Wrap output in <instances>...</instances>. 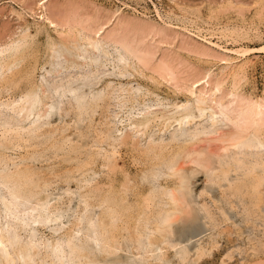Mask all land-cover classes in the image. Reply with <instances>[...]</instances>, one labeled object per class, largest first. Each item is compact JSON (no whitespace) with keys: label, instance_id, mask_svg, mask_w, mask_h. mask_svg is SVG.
Wrapping results in <instances>:
<instances>
[{"label":"rangeland","instance_id":"1","mask_svg":"<svg viewBox=\"0 0 264 264\" xmlns=\"http://www.w3.org/2000/svg\"><path fill=\"white\" fill-rule=\"evenodd\" d=\"M45 15H47L49 19L56 24V26L51 25L48 22V20L45 18L47 17ZM19 16L21 17V19ZM80 27L83 28V30ZM70 28L71 29L73 28V29L71 30ZM76 30H78L79 32ZM96 30L97 31L100 30L99 31L100 33L97 34L98 36L95 34L97 32ZM8 31H9V34H8ZM5 32H6L7 37H5ZM10 33L12 34L10 35ZM82 33L84 36L82 35ZM1 35H3L4 37ZM101 35H103L104 37ZM85 36L86 37L88 36L91 38L98 37L100 40L109 42L108 49L111 52V55H109L108 61H105V58H104L105 55L103 53L98 52L93 55L94 61L92 62L88 61L87 63H84V69H85L84 71L78 69L79 71L76 70L75 72H72L66 76L65 75L58 76L57 74H54L53 78H47V82L56 99L55 109L51 117L49 118L50 119L49 122L46 120V118H44L43 122L47 121V123L44 124V127H42L40 131H38L35 128L37 127V124L35 123V121H33V119L29 121L21 122L19 124L20 125L19 127L21 128L20 130L23 132L22 139H13L12 144L9 145L6 149H3L2 152H0V156L2 155L0 157V160H1L0 161V172L11 173L12 171L14 172L15 169L18 168L19 172L23 171L27 175L29 173H32L31 179L25 180L28 182V183L26 182V184L31 186L32 189L36 188L34 190L37 191L38 193L40 192L39 195L43 197L46 196L47 198H49L48 200H50L49 204H51L52 210L56 212L59 209V211L56 213H58L62 217L61 221H52L53 223L47 222L48 224L46 222L40 221L41 224L39 222H38L39 225L34 223V226L30 225V227L28 226L29 228L27 227V229L25 225H23L25 228L19 226L20 228H18V230L20 232L21 237L24 239L25 238L27 239L32 233L35 235L37 234L36 236H34L33 234L31 236H34L38 240L42 236V239L40 238L41 241H46V242L48 241L47 244L50 243L54 237L56 239L63 237L65 238V240H67L68 238H71V240L74 242L72 243L76 245V247H78V250H80L78 252L81 253L83 251V254H85L86 256L89 257V259H91V264H95V263L96 264L97 263L98 264H102V263L103 264H135V263L136 264H165V263L166 264H193V263L194 264H264V184H263L264 183V155H263L264 154V146H263L264 145L263 144L264 143V125L262 124L263 121L260 119V117L262 116L264 117V115L261 114V113H264V107H263L264 106V0H47V1L46 0L45 1L44 0H0V44H7L8 42L10 43L13 40H18L20 42H23V41L29 42L27 49L23 53V59L22 60L20 59L21 61L17 65V67H19L18 70L20 69L27 70L28 73L30 74V78L34 82L40 78L42 74L41 73L42 67L46 69L50 68L49 63H47L46 61H48L49 55L51 54L50 53L51 45L52 46L55 45V46H58L64 49L68 58L77 63H81L84 61L82 57H77V54L83 53L88 56L91 55V53L89 52L87 53V51H85V46H84L86 45L85 43L86 40H84ZM116 37L126 38V42L131 43L130 44L131 48L132 47L134 48L136 45L135 47L136 50H146L147 52L151 54V57L154 55L153 56L154 60L152 58H149L150 61L153 60L152 63L150 61H147L148 58L145 60L147 61V63L145 61L144 63L135 62L134 64H131V65H127L123 63L122 65L124 66V68L123 66H120V67L118 65L115 66V64L117 63L114 64L113 61H114V57L116 56L115 54H117V50L115 49L116 46L114 45V43L110 41L111 40L113 41V39ZM217 45H219L222 48H220ZM223 48H227V49L236 48L239 50V52H236L238 54H236L235 52L228 54L224 51ZM240 52H243L245 55L239 56ZM99 58L100 59L102 58L101 60L103 62ZM225 59L227 62L225 61ZM161 62L163 63L165 62L166 65L163 67ZM104 63L106 64V68H107V69L105 68V71L103 69ZM153 63L154 65H156V63L161 64L160 66H158L161 70H158L157 65L154 66ZM143 66L145 68L147 67L148 69L147 68L145 69ZM150 66H152L154 69L152 67L150 68ZM93 67L95 68L93 69ZM166 67L168 70H170L171 68V70L169 71L170 74L172 72L171 77L168 71L165 70ZM100 69L103 72L100 71ZM18 70L13 71V73ZM88 70H89V73L91 72L92 74L91 73L89 74L87 72ZM108 70L109 71L111 70L112 72L114 71L113 75L110 74L112 72L111 71L109 72ZM120 70H122L123 72ZM153 70H156V71L158 70L159 75L156 73V71H155L156 74L153 73L154 72ZM97 72L99 74H97ZM128 72H130V75ZM79 73H81V75ZM160 73H163V75L164 73H166L167 76L166 75L163 76ZM121 74L122 75L124 74L125 77L122 76ZM107 75L109 76L107 77ZM172 77L174 78L173 80H172ZM164 78H165V81H163ZM167 78L171 79V81L167 82L166 81L168 80ZM198 80L200 81V83L196 85ZM194 81H196L195 85H194ZM206 81L207 83L205 84L204 82ZM132 82H136V83H132ZM117 84H119V86ZM179 84L180 85L182 84L181 87ZM220 85H221V88H220ZM129 86L131 87V89ZM175 86H177L178 88L177 87L175 88ZM216 86H219V90L221 89L220 93H219V90H214L216 89ZM8 87L9 85L0 92V103L12 101V103L14 104L13 100L19 98V96L22 94L20 92L21 90L20 88H18V86L16 87L10 86L11 88H8ZM182 87H183V91H182ZM196 87L198 88V90ZM35 88H37V86H35ZM200 89L201 91H203V93L200 92ZM114 90L116 93L114 92ZM191 90H195V93L197 92L198 93L196 95H191ZM213 91L214 92L218 91V92H216L215 94ZM236 91L238 92L236 93ZM182 93H185V94H182ZM204 93L206 95H204ZM232 93H235V94H232ZM207 94H209L210 96L209 95L208 96L211 97L213 100L210 99L207 96ZM198 95L199 96L203 95L202 97L207 98L212 103H214L217 99V102L221 103L222 105V101H223L224 105H222L221 107L224 110V115L227 112L228 113L225 117L224 116L219 117L216 119L217 121L216 120L215 121L218 122L222 120V122L221 121L218 122V124L220 125L226 124L227 122L226 120H228V122L225 128H222L221 129L222 131H219V134H216L213 132V129H214L213 126L210 127L213 122L211 121L209 117H204V118L202 117L203 119L196 118L190 123H187V121H185L182 123V125L173 124L170 128L164 127L163 126L164 124L162 122L157 121L155 122V124H153L154 128L150 130L145 136H137L135 134L133 135L132 133H130L129 122H128L129 118L136 116L137 115L136 113L141 111L142 106L144 107L142 110H144L148 106H154V105L156 106V105H161V104L164 107L174 109L175 104L189 102V105L188 104L186 105L189 108L184 106L181 109H179V111L181 112V114L186 113L189 115L191 114V115L197 116L198 108H197V105L195 106V104L199 98ZM118 97L123 98V99L122 100L118 99ZM150 98L152 99V101ZM195 98H197L196 101H195ZM147 100L148 102L146 105L145 103ZM248 100L250 102H253L252 103L253 105L251 104V107H250V103L246 105L249 102ZM58 101H62L60 105L58 104ZM190 102H191V106H190ZM244 102L246 103L245 105H244ZM259 103H261L260 104L262 105L261 107L258 105ZM139 104L140 105L142 104V106H140ZM168 105L170 106L168 107ZM230 105L232 106L235 105L234 106L235 108L231 107ZM240 105H242V107ZM247 106L252 110L250 111V109ZM253 106L255 108L254 113H252ZM185 107L188 108V110ZM240 107L241 109H243L244 107L245 108L247 107L246 108L247 111L243 109L242 113L239 112L241 111ZM258 107L260 110L261 109L263 110L261 111L258 110ZM183 108L186 109L187 111L186 110L184 111ZM256 108H257V111H256ZM232 109H233V112H232ZM234 109L235 111L236 109H238L237 112H234ZM6 110L7 109L5 110L0 109V115H1L0 124H2L7 119L8 120H11L12 118L17 119L16 115H14L9 110L7 111ZM226 110L228 111L226 112ZM1 111L2 112L5 111V112L2 113ZM7 114H9L10 116L11 115H14V116L10 117ZM247 115H249L248 117H250V119L249 118L247 119ZM232 116H234V118ZM244 117L246 119H243ZM234 119L236 120V123ZM223 120H225V122ZM31 122L33 126H31L32 125ZM243 122L245 124L250 123V124H247L248 125L247 132L246 130L244 131L247 125H245L244 127ZM260 123H261V126H260ZM25 124L27 125L24 126ZM195 124L197 125L195 126ZM200 124L202 128L200 127ZM192 125L195 127H193ZM230 125H232V127L234 125L236 129L234 127L232 128ZM24 127L26 128L24 129ZM28 127L29 129H27ZM173 127L177 131L174 130ZM191 127L192 129L188 130ZM238 127L240 129H238ZM208 129H210V131ZM28 130L29 131L32 130L33 133L28 132ZM162 130H164L165 132H163ZM186 130L187 132H184ZM251 130L255 134H253ZM198 131H200V133H198ZM201 131L202 132L205 131L204 132L205 135L202 134ZM233 131H236V132L232 134ZM259 131L261 133H258ZM242 132L244 133V135ZM156 133H158V135ZM182 133H183V136L181 135ZM238 133L240 134L242 133V135L240 136V134ZM251 133L253 134L254 139L256 135L259 137H256V139L254 140ZM30 134H34V136ZM246 134L248 136H246ZM169 135L171 136V138L169 137ZM196 135L198 137H196ZM203 135L205 136L204 138H203ZM43 136L45 138H43ZM173 136H175L174 139L176 137L178 138L174 140L172 138ZM227 136H229L228 139H227ZM35 137H37V139L39 137V139L35 140L36 139ZM135 137L136 138L138 137L139 140L135 139ZM150 137L152 138V140ZM220 137H221V141H220ZM233 137H237V138L232 139ZM238 137L239 138L242 137L241 140L238 139ZM248 137L249 138L251 137V138L248 139ZM28 138L29 140H26ZM199 138H202V139H199ZM46 139L48 141H46ZM162 139L163 141H160ZM181 139L182 141L184 140L183 143L181 142ZM177 140L179 141V143L176 142ZM222 140H225V141L228 140L227 141L228 143L226 144V142ZM235 140L237 141L243 140L244 142L241 143L242 144L241 146V144L238 145L240 141L236 143ZM39 141L40 142L42 141V142L40 143ZM146 141H148L147 142L148 145ZM205 141L208 144H206ZM213 141L214 142L217 141L220 144L219 143L214 144ZM229 141L233 142L232 145ZM163 142H166V143L164 144ZM204 142H205V145L203 144ZM221 142H223V144H221ZM62 143H64V145ZM190 143L191 145H188ZM157 144H158V147H157ZM233 144L235 145L237 144V146ZM245 144H247L248 146ZM253 144L256 147L252 146ZM221 146H222V149L219 148ZM244 146H246V148ZM260 146H263V147L261 148ZM198 147L199 148L204 147L206 149L203 148V151L200 152V150L202 149H198ZM213 147H215V150L213 149ZM115 148H117L118 150ZM42 149H45L43 150L44 152L43 151L39 152ZM61 149H62V153L60 152ZM29 151L30 153H28ZM246 151L247 152L249 151L248 152L249 154H247ZM32 152H35L33 153V155L36 154V152H38L36 156L34 155V158L32 157L33 155L31 156ZM63 152H66V153H63ZM146 152L148 153L146 154ZM41 153L44 155H40ZM70 153L72 156L70 155ZM199 154L201 155L199 156ZM177 155L178 157H176ZM38 156L39 157L41 156L42 158L41 157L39 158ZM63 156L64 158L65 156H67L66 158L69 160V164L67 163L68 160L66 158L65 159L62 158ZM147 156H148V159H147ZM208 156H211V157H208ZM68 157L70 159L72 158L73 162ZM114 157L117 158L115 161H114L115 159ZM207 157L210 161L207 160ZM212 157H215L214 160ZM258 157L259 159H257ZM155 158L157 159L155 160ZM240 158H243V159H240ZM32 159L35 160V161L33 160L34 161L33 163L31 162ZM63 159H64V164H61V162L63 163ZM191 160H194L193 164ZM206 160L208 161L209 165L207 164ZM211 160L213 162H211ZM220 160L223 162H221ZM132 161L134 163H132ZM202 161H205V163H203ZM256 161H259V162H256ZM224 162L226 163L223 164ZM243 163L246 164V166ZM4 164H6V166ZM226 164L227 166H224ZM255 164L256 166H254ZM7 165L9 166V168ZM173 166L177 167L175 170L176 172H174L171 169V167ZM26 167L28 170L26 169ZM247 167L249 169H247ZM207 168L210 169V171H208ZM213 168L216 169L214 170V172H213ZM222 168L223 169L225 168V169L223 170ZM72 169L75 171H72ZM63 170H66V172ZM149 170H152L153 174H152V171L150 172ZM205 170L207 171L205 172ZM229 171H231L232 174L229 173ZM211 172L213 173L211 174ZM242 172L243 174H241ZM176 173H178L179 176ZM234 173L235 175H233ZM246 173H248L249 175ZM148 176L149 178L147 179ZM209 176H211V179ZM234 177H238V178L235 179ZM33 178H35V180ZM247 178L251 179L252 182L248 180ZM31 180H33L35 183L33 184V181L31 182ZM213 181H215L214 182L215 184L213 183ZM227 181H228V184H227ZM237 182H240V184H238ZM30 183H32L33 186L30 185ZM242 183L246 185L243 186ZM257 184H259L258 185L259 187H256ZM176 185H179V187ZM186 185H188V188ZM66 186H67V189L65 190ZM150 186H152V189H150L151 188ZM168 186L169 188H167ZM232 186L233 187L235 186L237 189L233 188ZM74 187H75L76 192H73ZM201 187L204 189V191ZM125 188L127 189V191ZM164 188L165 189L167 188V189L164 190ZM42 189L44 190V192ZM186 189H189V190H186ZM239 189H241L242 191ZM153 190L155 191L152 192ZM162 190L164 191V193L162 192ZM167 190L176 192V197L179 202L176 208L173 203L169 202L170 201L169 199H166V202L164 201L165 198H168L167 197L168 195H166ZM58 191L61 193H59ZM105 191L107 192L106 198L114 199L113 201L110 200V202L107 204L103 202L102 200V197L106 196ZM157 191H159V194ZM186 191L187 192L191 191L189 192V196ZM228 191H230L231 194ZM63 192H64V196H63ZM160 192H162V194ZM251 192L253 193L250 194ZM2 193L5 194V188L0 183V194L3 197ZM75 193L78 194L79 196L76 195ZM86 193L88 194V196ZM84 194L86 196H84ZM197 194H200L201 196ZM69 195L71 196L73 195V196L71 197ZM74 195H76L77 198L76 196L74 197ZM1 196H0V200H1ZM157 196H158V199H157ZM187 196L189 199L187 198ZM233 196H236L237 198ZM80 197L82 198V200L79 199ZM184 197H186L187 199L186 198L184 199ZM116 198H118L119 200ZM69 200H72L70 201L71 203L69 202ZM128 200H130L131 202ZM125 201L127 202V204ZM117 202L119 205L117 204ZM63 203L66 206H64ZM101 203H102V206L99 205ZM188 203H191L192 205ZM110 204H111V208L108 206ZM129 204H131L134 209ZM160 204L164 205V209L166 208L169 211L174 210V208H175V211L179 210L177 220L172 222L171 225H168L166 227H159L158 225L159 223L158 220L159 221L161 220V215H158V213L161 212ZM199 205H201V208ZM82 206H84V208ZM87 206L88 207L90 206V207L88 208ZM91 206L92 208L95 206L96 209L93 208L94 210H92ZM98 206H100L101 208ZM128 206L131 207L129 208V210H128ZM192 206L194 207L192 208ZM205 206L207 207V209H210V210L205 209L204 208ZM0 207L1 209H3V206L1 204H0ZM57 207L58 209H56ZM66 208H69V209H66ZM82 208L84 211L88 210L87 211L88 213L86 211L85 213L82 210ZM105 208H107V210ZM115 208H117L118 211ZM196 209L197 210L199 209L198 212L196 211ZM65 210H67V213ZM152 210L155 213L152 212ZM165 210L164 211L162 210L161 212L162 215L164 214V212L166 213ZM120 211H123V212H120ZM81 212H83L84 215ZM89 212H92V213H89ZM115 212H118L121 215ZM132 212L134 214H132ZM180 212L182 215L180 214ZM194 212L196 216L193 215V218H192V214ZM108 213H110V215ZM66 214H69V215L71 214V216L68 215L67 217ZM91 214H92V218H90ZM93 214H96L95 217L97 219H94L95 217ZM202 214H206L207 216L202 215ZM211 214H213L214 216ZM79 215L80 216L82 215V217H80ZM72 216H73V219L78 218L76 220L80 221L79 222L80 224H78V221H76L75 219L72 220ZM107 216L110 218H108ZM124 216L126 217L127 221ZM190 218H192L193 220H191ZM88 219L96 221V222H93L95 223V225L92 223V221H91L92 224L89 223L90 221ZM2 220L5 222L7 219L3 217ZM188 220H190V222L192 223H190ZM181 221H183V224L181 223ZM96 223H98L97 226H96ZM42 224L43 225L46 224L45 227ZM56 224L58 226L56 227L57 229L55 228ZM85 224H87V226L88 225H92V226H89L88 228ZM109 224L111 225L110 227L108 226ZM63 225H65L66 227ZM76 225L77 226L79 225V227L80 226L81 227L79 228ZM139 225H140V228H139ZM60 226L62 228H60ZM93 226H95V228ZM98 228L100 229V232L99 230L98 231L94 230ZM108 228L111 230H109ZM167 228H168V231H167ZM55 229L58 231L57 234H56L57 231ZM91 229H93L95 232H93V230ZM33 230L37 231V233L34 232ZM22 231L26 232V234L23 233ZM162 232L163 234H159ZM153 233L156 235H154ZM68 234L69 235L71 234V235L69 236ZM86 234L87 235L89 234L91 236L89 235L87 236ZM93 234H95L96 236L98 235L97 238ZM99 234L100 235L102 234V236H100ZM126 234H128L129 236H127ZM43 235L45 238H43ZM110 236L112 237L110 238ZM120 237H122L121 238L122 240L120 239ZM79 238L81 242L79 241ZM103 238H107V239H103ZM163 238H165L166 240L165 239L163 240ZM99 239L100 241H98ZM102 239H103V242H101ZM74 240L77 241L76 242L77 244L75 243ZM86 240L90 242H87ZM105 240L107 242H105ZM125 240H128V242ZM131 240H132V243H131ZM83 241H85L84 242L85 246H84ZM96 241H97V244L94 243ZM145 242L147 243L145 244ZM86 243L87 244L90 243L89 247H91L92 250H89L90 248L86 245ZM100 243H103V244H100ZM139 243H140V246L138 245ZM156 243L158 245H156ZM172 245H173V249H172ZM44 246L46 245L43 244L41 246L42 253L46 252V249L43 248ZM144 246H145V249H144ZM81 247H83L84 249L85 247L86 249L89 248L87 250V253L85 252L86 249L84 250ZM167 247L169 248L171 247V248L169 249ZM195 247H197L198 250ZM94 248L97 250H94ZM176 248L177 250H175ZM192 248L193 249L195 248V249L192 250ZM102 249H104L105 251ZM150 250H152L153 252L152 251L149 252ZM194 251L196 252L195 253L196 255L193 254ZM183 253H186V254L184 255ZM147 254L149 255L147 256ZM93 255L95 256L92 257ZM192 257L193 259H191ZM93 258L94 260H97L98 258V260L94 261ZM180 259H182V261L184 259V261L182 262ZM153 260L154 262H152ZM159 260L160 261L164 260L165 262L163 261L162 263ZM167 260L168 262H166ZM92 262H95V263H92Z\"/></svg>","mask_w":264,"mask_h":264},{"label":"bare ground","instance_id":"2","mask_svg":"<svg viewBox=\"0 0 264 264\" xmlns=\"http://www.w3.org/2000/svg\"><path fill=\"white\" fill-rule=\"evenodd\" d=\"M45 1V0H44ZM47 1V0H46ZM45 3V2H44ZM44 3H42V4H44ZM43 8H44V6H43ZM119 12V11H118ZM18 13V12H17ZM16 13V14H17ZM20 14V13H19ZM21 14H23V13H21ZM22 16V15H21ZM43 16V15H42ZM45 16H47V15H45ZM20 17V16H19ZM40 18V17H39ZM47 20H48V22L51 24V25H55L56 26V24L53 22V21H51L50 19H49V17L47 16V17H45ZM20 19H21V17H20ZM45 24V23H44ZM38 26V25H37ZM45 26V25H44ZM81 28V27H80ZM71 29V28H70ZM73 29V28H72ZM71 29V30H72ZM82 30H83V28H81ZM10 31V30H9ZM9 31H8V34H9ZM19 31H20V29H19ZM76 31H78V30H76ZM91 31V30H90ZM89 31V32H90ZM97 31V30H96ZM100 31V30H99ZM99 31H97L95 34L97 35V34H99L100 32ZM79 32V31H78ZM82 32V31H81ZM80 32V33H81ZM88 32V31H87ZM18 33V32H17ZM32 33V32H31ZM75 33V32H74ZM77 33V32H76ZM93 33V32H92ZM12 33H10V35H11ZM22 34V33H21ZM24 34V33H23ZM78 34V33H77ZM102 34V33H101ZM4 35V34H3ZM3 35H1V36H3ZM32 35V34H31ZM82 35H83V33H82ZM118 35V34H117ZM84 36V35H83ZM90 36V35H89ZM98 36V35H97ZM101 36H103V35H101ZM4 37V36H3ZM2 37V38H3ZM5 37H7L6 36V32H5ZM21 37V36H20ZM74 37V36H73ZM78 37H79V35H78ZM104 37V36H103ZM106 37V36H105ZM84 38V37H83ZM107 38V37H106ZM4 39V38H3ZM102 39V38H101ZM220 39V38H219ZM74 40V39H73ZM84 40H86L85 41V43H86V45H84L85 46V51H87V53L89 52V53H91V55H85V54H83V53H79V54H77V57H82L83 58V62H81V63H77V62H75V61H73V60H70L69 58H68V56H67V54H66V52H65V50L64 49H62L61 47H58V46H52L51 45V47H50V49H51V54L49 55V58H48V61H46L47 63H49V65H50V68L49 69H46V68H44V67H42V71H41V76H40V78L39 79H37L35 82L30 78V74L28 73V71L27 70H22V69H20V70H18L19 69V67H17V65L20 63V61L23 59V53H24V51L27 49V47H28V45H29V42L28 41H23V42H20V41H18V40H13V41H11L10 43L8 42L7 44H0V92L4 89V88H6L8 85H9V87L8 88H11V87H16V86H18V88H20V92L22 93H20L21 95L19 96V98H17V99H14L13 101H14V104L12 103V101H7V102H2V103H0V109H3V110H5V109H7V110H9L10 112H12L14 115H16V118L17 119H15V118H12L11 120H6V121H4L2 124H0V152H2L3 151V149H6L9 145H11L12 144V140L13 139H22V137H23V135H22V131L20 130L21 128L19 127L20 125V123L21 122H23V121H29V120H31V119H33V121H35V123L37 124V127H35L38 131H40L41 129H42V127H44V124H46L47 123V121L49 122V118L51 117V115H52V113H53V111H54V109H55V96H54V94L52 93V91H51V89H50V86H49V84H48V82H47V78H53V76H54V74H57L58 76H62V75H69L70 73H72V72H75L76 70H85L84 69V63H87L88 61H90V62H92V61H94L93 59H94V54H96V53H98V52H100V53H103L105 56H104V58H105V61H108V57H109V55H111V52L109 51V49H108V46H109V42L108 41H103V40H100L98 37H86L85 36V38H84ZM106 40H108V39H106ZM75 41H76V39H75ZM68 42V41H67ZM110 42H113L114 43V45L116 46V50H117V54H115L116 56L114 57V61H113V63L115 64V63H117V64H115V66L116 65H118L119 67L120 66H123L122 64L124 63V64H127V65H131V64H134L135 62H138V63H144V61L147 59V61H150L149 60V58H152L153 59V56L151 57V54L149 53V52H147L146 50H136V45H135V49L133 48H131V43L130 42H126V38H124V37H119V38H114L113 39V41L111 40ZM210 43H212V42H210ZM134 44V43H133ZM48 45V44H47ZM118 45V46H117ZM216 45V44H215ZM134 46V45H133ZM217 46H219V45H217ZM34 47V46H33ZM76 47V46H75ZM138 47V46H137ZM220 47V46H219ZM220 48H222V47H220ZM79 49V48H78ZM139 49H141V48H139ZM224 49V51L226 52V53H232V52H239V50L238 49H236V48H234V49H236V50H234V49H227V48H223ZM240 49V48H239ZM242 49V48H241ZM36 50V49H35ZM72 50V49H71ZM245 50V49H244ZM115 51V50H114ZM240 51H242V50H240ZM81 52V51H80ZM78 53V52H77ZM99 53V54H100ZM242 53V54H241ZM150 54V55H149ZM236 54H238V53H236ZM98 55V54H97ZM240 55H245L243 52H240V54H239V56ZM150 56V57H149ZM230 56V55H229ZM40 57V56H39ZM96 57V56H95ZM98 57V56H97ZM99 57H100V55H99ZM238 57V56H237ZM21 59V60H20ZM100 59V58H99ZM99 59H98V61H99ZM102 59V58H101ZM100 59V60H101ZM113 59V58H112ZM111 59V60H112ZM227 59V58H226ZM226 59H225V61H226ZM154 60V59H153ZM152 60V61H153ZM238 60V59H237ZM102 61V60H101ZM147 61H145L146 63H147ZM152 61H150L151 63H152ZM232 61H233V59H232ZM103 62V61H102ZM227 62V61H226ZM39 63V62H38ZM98 63V62H97ZM150 63V64H151ZM162 63V66L164 67L165 65H166V63L164 62H161ZM241 63V62H240ZM148 64H149V62H148ZM147 64V65H148ZM234 64V63H233ZM101 65V64H100ZM142 65V64H141ZM153 65H154V63H153ZM156 65H157V67L158 66H160L161 64H158V63H156ZM156 65H154V66H156ZM248 65V64H247ZM134 66V65H133ZM228 66V65H227ZM16 67V68H15ZM114 67V66H113ZM119 67H118V69H119ZM132 67V66H131ZM144 67V66H143ZM152 66H150V68H151ZM229 67V66H228ZM233 67H234V65H233ZM95 67H93V69H94ZM97 68V67H96ZM100 68H101V66H100ZM105 68H106V64L104 63V65H103V69H104V71H105ZM123 68H124V66H123ZM145 68V67H144ZM147 68V67H146ZM145 68V69H146ZM153 68V67H152ZM162 68V67H161ZM244 68V67H243ZM90 69V68H89ZM107 69V68H106ZM115 69V68H114ZM148 69V68H147ZM154 69V68H153ZM164 69V68H163ZM222 69V68H221ZM246 69V68H245ZM15 70H18V71H16V72H14L13 73V71H15ZM78 70V71H79ZM91 70V69H90ZM117 70V69H116ZM124 70V69H123ZM125 70H126V68H125ZM134 70V69H133ZM141 70V69H140ZM151 70V69H150ZM158 70H161L159 67H158ZM156 71V70H153L152 72L153 73H155V71H156V73L159 75V71ZM165 70H167L168 71V73L170 74V70H171V68H170V70H168L167 69V67L165 68ZM237 70V69H236ZM98 71V70H97ZM100 71H102L101 69H100ZM109 71V70H108ZM111 71V70H110ZM109 71V72H110ZM119 71V70H118ZM120 71H122V70H120ZM142 71V70H141ZM149 71V70H148ZM232 71V70H231ZM88 73H89V70L87 71ZM103 72V71H102ZM101 72V73H102ZM112 72V71H111ZM114 72V71H113ZM113 72L112 73H110V74H112L113 75ZM123 72V71H122ZM140 72V71H139ZM138 72V73H139ZM239 72V71H238ZM16 73V74H15ZM84 73V72H83ZM91 73V72H90ZM89 73V74H90ZM95 73V72H94ZM116 73H117V71H116ZM119 73V72H118ZM129 73V75H130V72H128ZM155 73V74H156ZM10 74V75H9ZM80 75H81V73H79ZM92 74V73H91ZM97 74H99L98 72H97ZM106 74V73H105ZM115 74V73H114ZM140 74V73H139ZM160 74H162L163 75V73H160ZM171 74H172V72H171ZM171 74H170V77H171ZM104 75V74H103ZM119 75V74H118ZM122 75V74H121ZM127 75V74H126ZM158 75H156V76H158ZM161 75V76H162ZM166 75V73H164V75L163 76H165ZM240 75V74H239ZM79 76V75H78ZM109 75H107V77H108ZM122 76H124V74L122 75ZM128 76V75H127ZM144 76V75H143ZM162 76V77H163ZM167 76V75H166ZM208 76V75H207ZM97 77H99V76H97ZM96 77V78H97ZM101 77V76H100ZM103 77V76H102ZM106 77V76H105ZM104 77V78H105ZM113 77V76H112ZM118 77V76H117ZM125 77V76H124ZM206 77V76H205ZM244 77V76H243ZM104 78H103V80H104ZM114 78V77H113ZM160 78V77H159ZM169 78V77H168ZM167 78V79H168ZM86 79V78H85ZM135 79V78H134ZM174 78L172 77V80H173ZM244 79V78H243ZM56 80V79H55ZM54 80V81H55ZM99 80H101V79H99ZM159 80V79H158ZM204 80H206V79H204ZM239 80V79H238ZM54 81H52V82H54ZM127 81V80H126ZM163 81H165V78L163 79ZM167 82L168 81H171V79H168V80H166ZM113 82V81H112ZM131 82V81H130ZM166 82V83H167ZM190 82V81H189ZM188 82V83H189ZM203 82V81H202ZM209 82V81H208ZM132 83H136V82H132ZM185 83V82H184ZM195 83H196V81H194V85H195ZM198 83H200V81L198 80V82L196 83V85L198 84ZM205 84L207 83V81L206 82H204ZM5 84H7V85H5ZM125 84V83H124ZM177 84V83H176ZM186 84V83H185ZM191 84V83H190ZM189 84V85H190ZM108 85V84H107ZM110 85H112V84H110ZM118 86H119V84H117ZM180 85V84H179ZM182 85V84H181ZM181 85H180V87H181ZM11 86V87H10ZM35 86H37V88H35ZM138 86V85H137ZM141 86V85H140ZM112 87V86H111ZM130 87V86H129ZM139 87V86H138ZM177 86H175V88H176ZM189 87V86H188ZM194 87V86H193ZM113 88V87H112ZM143 88V87H142ZM155 88V87H154ZM178 88V87H177ZM192 88V87H191ZM190 88V89H191ZM197 88V87H196ZM220 88H221V85H220ZM130 89H131V87H130ZM193 89H195V88H193ZM107 90V89H106ZM129 90V89H128ZM143 90V89H142ZM175 90V89H174ZM187 90V89H186ZM197 90H198V88H197ZM203 90V89H202ZM214 90H219V86H216V89H214ZM221 90V89H220ZM220 90H219V93H220ZM102 91V90H101ZM132 91V90H131ZM137 91H139V90H137ZM182 91H183V87H182ZM205 91H206V89H205ZM6 92V91H5ZM111 92V91H110ZM114 92H115V90H114ZM118 92V91H117ZM200 92L201 93H203V91H201V89H200ZM211 92V91H210ZM214 92V91H213ZM216 92H218V91H216ZM216 92H214L215 94H216ZM238 91H236V93H237ZM9 93V92H8ZM116 93V92H115ZM126 93H128V92H126ZM126 93H124V94H126ZM198 93V92H197ZM197 93H195V90H191V95H196ZM206 93H208V92H206ZM212 93V92H211ZM211 93H209V94H211ZM11 94V93H10ZM138 94V93H137ZM174 94V93H173ZM182 94H185V93H182ZM209 94H207V96L209 95ZM215 94H213V95H215ZM218 94V93H217ZM232 94H235V93H232ZM120 95V94H119ZM204 95H206L205 93H204ZM10 96V95H9ZM137 96V95H136ZM144 96V95H143ZM156 96V95H155ZM159 96H160V94H159ZM158 96V97H159ZM164 96V95H163ZM186 96V95H185ZM189 96H190V94H189ZM199 96V95H198ZM203 95H200L199 96V98H198V100L196 101V99L197 98H195V101H196V104H195V106L197 105V108H198V114H197V116L196 115H189V114H181V112L179 111V109H181L182 107H184V106H186L187 104L189 105V102H183V103H181V104H175L174 105V109H170V108H167V107H164V106H162V104L161 105H154V106H148V107H146L144 110H142L144 107L142 106V104L140 105V106H142L141 108V111L140 112H138V113H136L137 115L136 116H133L132 118H129V128H130V133H132L133 135L135 134V135H137V136H145L150 130H152L154 127H153V124H155V122H157V121H160V122H162L164 125V127H166V128H170L173 124H176V125H182V123L183 122H185V121H187V123H190V122H192L193 120H195L196 118H204V117H209L210 119H211V121L213 122L212 124H211V126L210 127H214V129H213V132L214 133H216V134H219V131H222L221 129L222 128H225V126H226V124H227V122H228V120H226L227 122H226V124H224V125H220V124H218V122H222V120H220V121H218V122H216L217 120V118H219V117H225L226 115H227V111L228 110H226V114L224 115V110L222 109V105H224L223 104V101H222V105H221V103H218L217 102V99H216V101L214 102V103H212L211 101H209L207 98H204V97H202ZM210 96V95H209ZM208 96V97H209ZM219 96V95H218ZM14 97V96H13ZM108 97V96H107ZM116 97H117V95H116ZM128 97V96H127ZM177 97V96H176ZM10 98V97H9ZM186 98V97H185ZM192 98V97H191ZM210 99H212L211 97H209ZM118 99H123V98H119L118 97ZM151 99V98H150ZM109 100V99H108ZM137 100V99H136ZM145 100V99H144ZM161 100V99H160ZM159 100V101H160ZM165 100V99H164ZM164 100H163V102H164ZM167 100V99H166ZM169 100V99H168ZM185 100H187V99H185ZM192 100V99H191ZM213 100V99H212ZM215 100V99H214ZM241 100V99H240ZM151 101H152V99H151ZM157 101H158V99H157ZM178 101V100H177ZM220 101V100H219ZM243 101V100H242ZM249 101V100H248ZM247 101V102H248ZM260 101V100H259ZM62 101H58V104L60 105V103H61ZM109 102V101H108ZM125 102V101H124ZM123 102V103H124ZM135 102V101H134ZM137 102V101H136ZM147 102H148V100L146 101V105H147ZM150 102V101H149ZM155 102V101H154ZM167 102V101H166ZM169 102V101H168ZM193 102V101H192ZM225 102V101H224ZM255 102V101H254ZM257 102V101H256ZM144 103V102H143ZM151 103V102H150ZM149 103V104H150ZM250 103V107H251V104L253 103V102H248L247 104L244 102V105L246 104V105H248ZM127 104V103H126ZM126 104H124V105H126ZM144 104V105H145ZM148 104V105H149ZM159 104V103H158ZM164 104V103H163ZM167 104V103H166ZM242 104V103H241ZM261 103H259L258 105L261 107L262 105H260ZM135 105V104H134ZM151 105V104H150ZM225 105H226V103H225ZM243 105V106H244ZM253 105V104H252ZM128 106V105H127ZM170 105H168V107H169ZM190 106H191V102H190ZM231 107H234V106H232V105H230ZM237 106H239V105H237ZM241 107H242V105H240ZM257 106V105H256ZM255 106V107H256ZM132 107V106H131ZM186 107H188V106H186ZM185 107V108H186ZM241 107H240V109H241ZM248 107V106H247ZM246 107V108H247ZM264 107V106H263ZM104 108V107H103ZM120 108V107H119ZM140 108V107H139ZM189 108V107H188ZM188 108H186L187 110H188ZM196 108V109H197ZM226 108V107H225ZM235 108V107H234ZM245 107L243 108L244 110H246L247 111V109H246ZM249 108V107H248ZM113 109V108H112ZM137 109V108H136ZM184 109V108H183ZM186 109H184V111L186 110ZM238 109H239V107H238ZM238 109H236V111H235V109H234V112H237V110ZM243 109H241V111H239V112H241L242 113V110ZM250 109V108H249ZM254 106H253V112L252 113H254ZM6 110V111H7ZM114 110V109H113ZM127 110V109H126ZM133 110V109H132ZM186 110V111H187ZM252 109H250V111H251ZM258 110H260L259 109V107H258ZM261 110H263V109H261ZM260 110V111H261ZM131 111V110H130ZM183 111V112H184ZM190 111V110H189ZM256 111H257V108H256ZM260 111H258V112H260ZM2 112V111H1ZM5 112V111H4ZM4 112H2V113H4ZM10 112H9V114H10ZM136 112V111H135ZM182 112V113H183ZM192 112V111H191ZM232 112H233V109H232ZM244 112V111H243ZM249 112V111H248ZM257 112V113H258ZM263 112V111H262ZM8 113V112H7ZM130 113V112H129ZM189 113V112H188ZM9 114H7V115H9ZM99 114V113H98ZM126 114V113H125ZM131 114V113H130ZM133 114V113H132ZM193 114V113H192ZM262 115H264V113H261ZM14 115H11V116H14ZM101 115V114H100ZM228 115H230V114H228ZM253 115V114H252ZM1 116V115H0ZM10 116V115H9ZM10 116V117H11ZM126 116V115H125ZM124 116V117H125ZM128 116V115H127ZM238 116H240V115H238ZM249 115H247V119L249 118L250 119V117H248ZM90 117V116H89ZM117 117V116H116ZM233 118H234V116H232ZM240 117H242V116H240ZM239 117V118H240ZM257 117V116H256ZM259 117V116H258ZM9 118V117H8ZM44 118H46V122H43V119ZM122 118V117H121ZM202 118V119H203ZM228 118V117H227ZM230 118V117H229ZM263 118V119H262ZM118 119V118H117ZM223 119V118H222ZM237 119V118H236ZM243 119H246L245 117L243 118ZM243 119H241V120H243ZM256 119H258V118H256ZM260 119L263 121V125H264V117L262 116V117H260ZM128 120V119H127ZM198 120V119H197ZM216 120V121H215ZM235 120V119H234ZM253 120V119H252ZM124 121V120H123ZM199 121V120H198ZM210 121V120H209ZM224 122H225V120H223ZM240 121V120H239ZM203 122V121H202ZM251 122V121H250ZM254 122V121H253ZM34 123V122H33ZM34 123V124H35ZM103 123V122H102ZM197 123V122H196ZM201 123V122H200ZM205 123V122H204ZM235 123H236V120H235ZM241 123V122H240ZM244 123V122H243ZM247 123V122H246ZM255 123V122H254ZM258 123H259V121H258ZM261 123H260V126H261ZM31 124H32V122H31ZM158 124H159V122H158ZM210 124V123H209ZM222 124V123H221ZM231 124V123H230ZM238 124V123H237ZM247 124H250V123H247ZM247 124H243L244 125V127H245V125H247ZM257 124V123H256ZM27 124H25L24 126H26ZM108 125H110V124H108ZM186 125V124H185ZM188 125V124H187ZM197 124H195V126H196ZM199 125V124H198ZM203 125V124H202ZM263 125H262V127H263ZM23 126V125H22ZM31 126H33V124L31 125ZM36 126V125H35ZM110 126H112V125H110ZM161 126V125H160ZM193 126V125H192ZM195 126H193V127H195ZM207 126V125H206ZM231 127H232V125H230ZM254 126V125H253ZM82 127V126H81ZM180 127V126H179ZM200 127L202 128V126H201V124H200ZM208 127V126H207ZM233 127H234V125H233ZM232 127V128H233ZM26 127H24V129H25ZM160 128V127H159ZM174 128V127H173ZM199 128V127H198ZM200 128V129H201ZM204 128V127H203ZM206 128V127H205ZM235 128V127H234ZM242 128V127H241ZM247 128H248V125H247V127H245V129H244V131L246 130V132H247ZM254 128V127H253ZM23 129V128H22ZM27 129H29V127L27 128ZM156 129H157V127H156ZM180 129V128H179ZM192 129V127L190 128V129H188V130H191ZM193 129H195V128H193ZM227 129V128H226ZM236 129V128H235ZM238 129H240L239 127H238ZM261 129V128H260ZM53 130V129H52ZM110 130V129H109ZM174 130H176L175 128H174ZM182 130V129H181ZM203 130H205V129H203ZM202 130V131H203ZM207 130V129H206ZM209 131H210V129H208ZM212 130V129H211ZM229 130V129H228ZM227 130V131H228ZM231 130V129H230ZM27 131V130H26ZM105 131V130H104ZM121 131V130H120ZM119 131V132H120ZM163 132H165L164 130H162ZM167 131V130H166ZM177 131V130H176ZM176 131H174V132H176ZM180 131V130H179ZM201 131V132H202ZM252 131V130H251ZM255 131V130H254ZM261 131V130H260ZM258 132V133H261V132ZM28 132H32V130L31 131H29L28 130ZM27 132V133H28ZM124 132H125V130H124ZM158 132V131H157ZM184 132H187V130L186 131H184ZM191 132V131H190ZM194 132V131H193ZM197 132V131H196ZM205 132V131H204ZM204 132H202V134H204ZM208 132V131H207ZM234 132H236V131H233V133L232 132H230V133H232V134H234ZM253 132V131H252ZM33 133V132H32ZM107 133V132H106ZM161 133V132H160ZM172 133V132H171ZM198 133H200V131H198ZM209 133V132H208ZM222 133V132H221ZM243 133V132H242ZM242 133L240 134V133H238V134H240V136L242 135ZM257 133V134H258ZM25 134V133H24ZM112 134V133H111ZM150 134V133H149ZM148 134V135H149ZM157 135H158V133H156ZM165 134V133H164ZM194 134V133H193ZM201 134V135H202ZM225 134V133H224ZM253 134H255L254 132H253ZM253 134L251 133V135H252V137H253ZM27 135H29V134H27ZM26 135V136H27ZM30 135H32V136H34V134H30ZM58 135V134H57ZM101 135V134H100ZM110 135V134H109ZM153 135H154V133H153ZM162 135V134H161ZM171 135H173V134H171ZM182 136H183V133L181 134ZM186 135V134H185ZM187 135H188V133H187ZM190 135V134H189ZM205 135V134H204ZM203 135V138L205 137ZM211 135H213V134H211ZM210 135V136H211ZM227 135V134H226ZM225 135V136H226ZM235 135H236V133H235ZM234 135V136H235ZM243 135H244V133H243ZM259 135V134H258ZM31 136V137H32ZM37 136V135H36ZM61 136V135H60ZM111 136V135H110ZM132 136V135H131ZM151 136H152V134H151ZM167 136V135H166ZM180 136V135H179ZM181 136V137H182ZM193 136H195V135H193ZM246 136H248L247 134H246ZM262 136V135H261ZM260 136V137H261ZM42 137V136H41ZM129 137V136H128ZM169 137L171 138V136L169 135ZM174 137L175 136H173L172 138L174 139ZM180 137V138H181ZM188 137H190V136H188ZM192 137V136H191ZM196 137H198L197 135H196ZM228 137L229 136H227V139H228ZM256 137H259V136H255V139H256ZM263 137V136H262ZM29 138H30V136H29ZM29 138L28 139H26V140H29ZM36 139L35 140H38L39 139V137H38V139H37V137H35ZM43 138H45L44 136H43ZM126 138V137H125ZM134 138V137H133ZM148 138H149V136H148ZM151 138V137H150ZM166 138V137H165ZM176 138H178V137H176ZM176 138L174 139V140H176ZM208 138H210V137H208ZM234 138H237V137H233L232 139H234ZM242 138V137H241ZM241 138H239L238 137V139H240L241 140ZM245 138V137H244ZM251 138V137H250ZM249 137H248V139H250ZM33 139V138H32ZM127 139V138H126ZM135 139H137V140H139L138 139V137L136 138L135 137ZM156 139V138H155ZM183 139V138H182ZM182 139H181V142L183 143V141H182ZM186 139V138H185ZM191 139V138H190ZM193 139V138H192ZM199 139H202V138H199ZM219 139V138H218ZM253 139H254V137H253ZM254 139V140H255ZM263 139V138H262ZM108 140V139H107ZM120 140V139H119ZM119 140H118V142H119ZM122 140V139H121ZM124 140V139H123ZM151 140H152V138H151ZM157 140V139H156ZM171 140V139H170ZM180 140V139H179ZM188 140V139H187ZM240 140H235L236 141V143L237 142H239ZM243 140H245V139H243ZM240 141L239 142V144L238 145H240L241 143H243L244 141ZM260 140V139H259ZM31 141V140H30ZM42 141H44V140H42ZM41 141V142H42ZM46 141H48L47 139H46ZM160 141H163V139L162 140H160ZM165 141H166V139H165ZM168 141V140H167ZM172 141V140H171ZM190 141V140H189ZM197 141V140H196ZM219 141V140H218ZM220 141H221V137H220ZM219 141V142H220ZM222 141H225V140H222ZM228 140H226L225 142H226V144L228 143L227 142ZM232 141V140H231ZM231 141H229L230 143H231V145H232V143L233 142H231ZM257 141H258V139H257ZM40 142V141H39ZM40 142V143H41ZM114 142V141H113ZM142 142V141H141ZM148 141H146V143H147ZM173 142V141H172ZM176 142H178L179 143V141L177 140ZM188 142V141H187ZM202 142V141H201ZM206 142V141H205ZM205 142L203 143L204 145H205ZM219 142H214L213 141V143L215 144H217V143H219ZM247 142V141H246ZM251 142H253V141H251ZM52 143H53V141H52ZM73 143V142H72ZM122 143V142H121ZM145 143V144H146ZM150 143H152V142H150ZM157 143H158V141H157ZM164 144L166 143V142H163ZM162 143V144H163ZM168 143V142H167ZM191 143H192V141H191ZM191 143L190 144H188V145H191ZM196 143V142H195ZM199 143V142H198ZM197 143V144H198ZM263 143V142H262ZM45 144V143H44ZM63 145H64V143H62ZM154 144V143H153ZM156 144V143H155ZM171 144V143H170ZM206 144H208L207 142H206ZM220 144V143H219ZM221 144H223V142H221ZM225 144V143H224ZM250 144V143H249ZM258 144V143H257ZM260 144V143H259ZM264 144V143H263ZM51 145V144H50ZM54 145V144H53ZM147 145H148V143H147ZM161 145V144H160ZM167 145V144H166ZM187 145V146H188ZM196 145V144H195ZM230 145V146H231ZM233 145H235V144H233ZM245 145H247V144H245ZM62 146V145H61ZM108 146V145H107ZM118 146V145H117ZM145 146V145H144ZM154 146H156V145H154ZM169 146V145H168ZM193 146V145H192ZM227 146V145H226ZM235 146H237V144L235 145ZM241 146H242V144H241ZM248 146V145H247ZM252 146H254V144L252 145ZM264 146V145H263ZM263 146H260L261 148L263 147ZM56 147V146H55ZM71 147V146H70ZM132 147V146H131ZM136 147H137V145H136ZM140 147V146H139ZM142 147H143V145H142ZM147 147V146H146ZM157 147H158V144H157ZM165 147H167V146H165ZM164 147V148H165ZM171 147V146H170ZM189 147V146H188ZM208 147H209V145H208ZM245 148H246V146H244ZM243 147V148H244ZM254 147H256V146H254ZM21 148V147H20ZM58 148H60V147H58ZM110 148V147H109ZM156 148V147H155ZM186 148V147H185ZM184 148V149H185ZM193 148V147H192ZM204 148V147H203ZM203 148H199L198 147V149H202V150H200V152L201 151H203ZM220 149H222V146L221 147H219ZM259 148V147H258ZM52 149V148H51ZM65 149V148H64ZM69 149V148H68ZM113 149V148H112ZM115 149H117V148H115ZM138 149V148H137ZM146 149V148H145ZM173 149V148H172ZM183 149V148H182ZM181 149V150H182ZM204 149H206V148H204ZM213 149L215 150V147H213ZM241 149V148H240ZM43 150H45V149H42V150H40L39 152H41V151H43ZM47 150V149H46ZM66 150V149H65ZM73 150V149H72ZM118 150V149H117ZM148 150V149H147ZM152 150H154V149H152ZM192 150V149H191ZM245 150V149H244ZM248 150H250V149H248ZM32 151V150H31ZM53 151V150H52ZM57 151V150H56ZM79 151V150H78ZM170 151V150H169ZM205 151V150H204ZM210 151V150H209ZM213 151V150H212ZM239 151V150H238ZM44 152V151H43ZM54 152V151H53ZM52 152V153H53ZM59 152V151H58ZM61 153H62V149H61V151H60ZM68 152V151H67ZM82 152V151H81ZM115 152V151H114ZM155 152V151H154ZM180 152V151H179ZM178 152V153H179ZM183 152V151H182ZM206 152V151H205ZM218 152V151H217ZM241 152V151H240ZM247 152V151H246ZM249 152V151H248ZM247 152V154H249ZM28 153H30V151L28 152ZM33 153H35V152H32V154H31V156L33 155ZM38 152H36V154H37ZM47 153V152H46ZM45 153V154H46ZM63 153H66V152H63ZM73 153V152H72ZM76 153V152H75ZM111 153V152H110ZM112 153H113V151H112ZM148 152H146V154H147ZM153 153V152H152ZM159 153V152H158ZM163 153V152H162ZM187 153V152H186ZM193 153V152H192ZM220 153V152H219ZM25 154V153H24ZM36 154H34L35 156H36ZM105 154V153H104ZM117 154V153H116ZM115 154V155H116ZM145 154V155H146ZM157 154V153H156ZM161 154V153H160ZM173 154H174V152H173ZM180 154V153H179ZM210 154V153H209ZM209 154H207V155H209ZM226 154V153H225ZM244 154V153H243ZM34 155L32 156L33 158H34ZM40 155H44V154H40ZM54 155V154H53ZM70 155H71V153H70ZM75 155V154H74ZM112 155V154H111ZM118 155H119V153H118ZM189 155V154H188ZM196 155V154H195ZM201 154H199V156H200ZM205 155H206V153H205ZM213 155H215V154H213ZM213 155H211V156H213ZM223 155V154H222ZM232 155V154H231ZM239 155H240V153H239ZM264 155V154H263ZM2 156V155H1ZM0 156V157H1ZM15 156V155H14ZM47 156V155H46ZM72 156V155H71ZM88 156V155H87ZM117 156V155H116ZM144 156V155H143ZM149 156V155H148ZM148 156H147V159H148ZM160 156V155H159ZM158 156V157H159ZM174 156V155H173ZM198 156V157H199ZM203 156H204V154H203ZM211 156H208V157H211ZM218 156V155H217ZM227 156V155H226ZM242 156V155H241ZM17 157H19V156H17ZM39 157V156H38ZM37 157V158H38ZM41 157V156H40ZM39 157V158H40ZM59 157V156H58ZM67 156H65V158H66ZM75 157V156H74ZM112 157V156H111ZM152 157V156H151ZM170 157V156H169ZM176 157H178V155L176 156ZM180 157V156H179ZM182 157V156H181ZM187 157V156H186ZM191 157H192V155H191ZM208 157H207V160L208 161H210L209 159H208ZM229 157V156H228ZM243 157V156H242ZM247 157H249V156H247ZM30 158V157H29ZM42 158V157H41ZM45 158V157H44ZM43 158V159H44ZM48 158V157H47ZM56 158V157H55ZM62 158H64V156L62 157ZM61 158V159H62ZM64 158V159H65ZM69 158V157H68ZM115 158V157H114ZM146 158V157H145ZM195 158V157H194ZM213 158V160H214V158L215 157H212ZM219 158V157H218ZM233 158V157H232ZM238 158V157H237ZM64 159H63V163L61 162V164H64ZM67 159V158H66ZM70 159V158H69ZM76 159V158H75ZM108 159H110V158H108ZM117 158H115L114 159V161L116 160ZM157 158H155V160H156ZM173 159V158H172ZM176 159V158H175ZM184 159V158H183ZM186 159V158H185ZM222 159V158H221ZM226 159V158H225ZM240 159H243V158H240ZM248 159V158H247ZM253 159V158H252ZM257 159H259V157L257 158ZM25 160V159H24ZM34 159H32L31 160V162L33 163L34 161H33ZM37 160V159H36ZM68 160V159H67ZM70 160H72V158L70 159ZM80 160V159H79ZM152 160V159H151ZM169 160H171V159H169ZM206 160V161H207ZM234 160H235V158H234ZM1 161V160H0ZM28 161V160H27ZM53 161H54V159H53ZM77 161V160H76ZM131 161V160H130ZM136 161H137V159H136ZM180 161H181V159H180ZM192 161V164H193V161L194 160H191ZM208 161H207V164L209 165V163H208ZM221 161V160H220ZM245 161V160H244ZM247 161V160H246ZM19 162V161H18ZM22 162V161H21ZM67 162V161H66ZM72 162H73V160H72ZM110 162V161H109ZM149 162H151V161H149ZM156 162V161H155ZM177 162V161H176ZM179 162V161H178ZM198 162V161H197ZM203 163H205V161H202ZM211 162H213L212 160H211ZM221 162H223V161H221ZM231 162V161H230ZM243 162V161H242ZM256 162H259V161H256ZM261 162H263V161H261ZM45 163V162H44ZM52 163V162H51ZM54 163V162H53ZM68 164H69V160H68V162H67ZM71 163V162H70ZM107 163V162H106ZM132 163H134L133 161H132ZM161 163V162H160ZM182 163H183V161H182ZM226 162H224L223 164H225ZM21 164V163H20ZM25 164H27V163H25ZM72 164V163H71ZM139 164V163H138ZM142 164V163H141ZM190 164V163H189ZM191 164V165H192ZM200 164V163H199ZM244 164V163H243ZM261 164V163H260ZM259 164V165H260ZM5 166H6V164H4ZM43 165V164H42ZM110 165V164H109ZM140 165V164H139ZM155 165V164H154ZM174 165H176V164H174ZM187 165V164H186ZM202 165V164H201ZM204 165V164H203ZM206 165V164H205ZM229 165V164H228ZM245 166H246V164H244ZM262 165V164H261ZM260 165V166H261ZM8 166V165H7ZM22 166V165H21ZM26 166V165H25ZM24 166V167H25ZM40 166V165H39ZM102 166V165H101ZM142 166V165H141ZM170 166H172V165H170ZM185 166V165H184ZM216 166V165H215ZM221 166V165H220ZM224 166H227V164L226 165H224ZM251 166H252V164H251ZM254 166H256V164L254 165ZM12 167V166H11ZM10 167V168H11ZM15 167V166H14ZM19 167V166H18ZM140 167V166H139ZM138 167V168H139ZM162 167V166H161ZM179 167V166H178ZM207 167V166H206ZM212 167H213V165H212ZM231 167V166H230ZM8 168H9V166H8ZM37 168V167H36ZM43 168V167H42ZM47 168V167H46ZM110 168V167H109ZM141 168V167H140ZM176 168L177 167H175V166H173V167H171V169L174 171V172H176L175 170H176ZM180 168V167H179ZM184 168V167H183ZM201 168V167H200ZM203 168H204V166H203ZM209 168H210V166H209ZM215 168V167H214ZM213 168V172H214V170H216V169H214ZM260 168V167H259ZM26 169H27V167H26ZM131 169V168H130ZM136 169V168H135ZM147 169V168H146ZM155 169V168H154ZM159 169V168H158ZM162 169V168H161ZM164 169V168H163ZM165 169H167V168H165ZM206 169V168H205ZM208 169V168H207ZM218 169V168H217ZM223 169V168H222ZM225 169V168H224ZM223 169V170H224ZM234 169V168H233ZM247 169H249L248 167H247ZM5 170V169H4ZM28 170V169H27ZM43 170V169H42ZM49 170V169H48ZM109 170V169H108ZM198 170V169H197ZM229 170V169H228ZM232 170V169H231ZM239 170V169H238ZM252 170V169H251ZM6 171V170H5ZM11 171V170H10ZM9 171V172H10ZM31 171V170H30ZM41 171V170H40ZM55 171V170H54ZM63 171H65L66 172V170H63ZM68 171H69V169H68ZM72 171H75V170H73L72 169ZM146 171V170H145ZM144 171V172H145ZM150 172L152 171V170H149ZM165 171H167V170H165ZM182 171V170H181ZM207 170H205V172H206ZM208 171H210V169H208ZM253 171V170H252ZM256 171V170H255ZM47 172V171H46ZM50 172H52V171H50ZM143 172V173H144ZM159 172V171H158ZM178 172V171H177ZM180 172V171H179ZM213 172H211V174L213 173ZM216 172V171H215ZM228 172V171H227ZM234 172V171H233ZM246 172V171H245ZM244 172V173H245ZM42 173V172H41ZM77 173H78V171H77ZM161 173V172H160ZM165 173V172H164ZM163 173V174H164ZM188 173H190V172H188ZM196 173V172H195ZM199 173H200V171H199ZM219 173V172H218ZM224 173V172H223ZM226 173V172H225ZM229 173H231V171H229ZM240 173V172H239ZM253 173V172H252ZM259 173V172H258ZM257 173V174H258ZM30 174V175H29ZM28 175L26 174V173H24L23 171H18V168L17 169H15V171L13 172H11V173H3V172H0V183H1V185L5 188V194H3V197L1 196V194H0V196H1V205L3 206V209H1V207H0V264H91V259H89V257L88 256H86L85 254H83V251L80 253V252H78V251H80V250H78V247H76V245H74L73 243V241L71 240V238H68L67 240H65V238H63V237H61V238H53V240H51V242H50V240H49V242L50 243H48L47 244V242L46 241H41V239H42V236L39 238V240L38 239H36L34 236H36L35 234H33L34 236H29L27 239L25 238H22L21 237V235H20V232H19V230H18V228H20L19 226H21V227H23V228H25L26 227V229H27V227L29 226L30 227V225L32 226H34V223H36L37 225H39L38 224V222L40 223V221L41 222H52V221H61V216L58 214V213H56V212H58L59 211V209H58V207L56 208V209H58V211H54V210H52V206H51V204H49V201L50 200H48L49 198H47L46 196L45 197H43V196H41V195H39V193L37 192V191H35L34 189H36V188H34V189H32L31 188V186H29L28 184H26V182L27 181H25V180H29V179H31V176H32V173H29ZM37 174V173H36ZM56 174V173H55ZM54 174V175H55ZM93 174V173H92ZM141 174V173H140ZM149 174V173H148ZM147 174V175H148ZM152 174H153V171H152ZM167 174H168V172H167ZM178 176H179V174L178 173H176ZM232 174V173H231ZM237 174V173H236ZM241 174H243V172L241 173ZM246 174H248V173H246ZM254 174V173H253ZM44 175H46V174H44ZM51 175H52V173H51ZM77 175V174H76ZM94 175V174H93ZM144 175V174H143ZM146 175V176H147ZM150 175H151V173H150ZM161 175V174H160ZM191 175V174H190ZM194 175V174H193ZM203 175V174H202ZM208 175V174H207ZM214 175V174H213ZM233 175H235V173L233 174ZM249 175V174H248ZM262 175V174H261ZM38 176V175H37ZM95 176V175H94ZM94 176H92V177H94ZM158 176V175H157ZM177 176V177H178ZM224 176V175H223ZM226 176V175H225ZM240 176V175H239ZM33 177H34V175H33ZM169 177V176H168ZM185 177V176H184ZM186 177H188V176H186ZM206 177H208V176H206ZM205 177V178H206ZM210 177V179H211V176H209ZM218 177V176H217ZM222 177V176H221ZM36 178V177H35ZM35 178H33L34 180H35ZM89 178V177H88ZM97 178H98V176H97ZM142 178V177H141ZM146 178V177H145ZM149 178V176L147 177V179ZM160 178V177H159ZM180 178V177H179ZM188 178H190V177H188ZM224 178V177H223ZM222 178V179H223ZM235 179L236 178H238V177H234ZM240 178V177H239ZM243 178V177H242ZM87 179V178H86ZM154 179V178H153ZM161 179V178H160ZM181 179V178H180ZM187 179V178H186ZM248 179V178H247ZM246 179V180H247ZM37 180V179H36ZM39 180V179H38ZM114 180V179H113ZM138 180H139V178H138ZM144 180V179H143ZM157 180V179H156ZM204 180V179H203ZM208 180V179H207ZM214 180H216V179H214ZM218 180V179H217ZM220 180V179H219ZM232 180V179H231ZM248 180H250L251 181V179H248ZM33 180H31V182H32ZM40 181V180H39ZM97 181H99V180H97ZM140 181H141V179H140ZM147 181H149V180H147ZM183 181H185V180H183ZM210 181V180H209ZM243 181H245V180H243ZM242 181V182H243ZM258 181V180H257ZM89 182H91V181H89ZM115 182V181H114ZM204 182V181H203ZM215 181H213V183H214ZM225 182V181H224ZM233 182V181H232ZM231 182V183H232ZM241 182V181H240ZM240 182H237L238 184H240ZM252 182V181H251ZM250 182V183H251ZM254 182V181H253ZM28 183V182H27ZM35 182L33 181V184H34ZM79 183V182H78ZM97 183V182H96ZM141 183V182H140ZM157 183V182H156ZM163 183H165V182H163ZM184 183V182H183ZM188 183H189V181H188ZM207 183H208V181H207ZM220 183V182H219ZM249 183V184H250ZM259 183V182H258ZM56 184V183H55ZM90 184H92V183H90ZM95 184V183H94ZM102 184H104V183H102ZM111 184V183H110ZM134 184V183H133ZM145 184V183H144ZM147 184V183H146ZM168 184V183H167ZM167 184H166V186H167ZM172 184V183H171ZM177 184V183H176ZM185 184V183H184ZM184 184H182V185H184ZM215 184V183H214ZM227 184H228V181H227ZM264 184V183H263ZM30 185H32V183H30ZM36 185V184H35ZM54 185V184H53ZM142 185V184H141ZM149 185H150V183H149ZM206 185V184H205ZM208 185H209V183H208ZM210 185H212V184H210ZM220 185V184H219ZM233 185V184H232ZM242 185L243 186H245L243 183H242ZM259 184H257V186L256 187H259L258 186ZM261 185V184H260ZM33 186V185H32ZM37 186V185H36ZM35 186V187H36ZM51 186V185H50ZM90 186V185H89ZM99 186H100V184H99ZM99 186H97V187H99ZM107 186V185H106ZM124 186V185H123ZM157 186H158V184H157ZM176 186H178L179 187V185H176ZM181 186V185H180ZM187 186V188H188V185H186ZM200 186H201V184H200ZM212 186H214V185H212ZM237 186H239V185H237ZM87 187H88V185H87ZM151 188L150 189H152V186H150ZM154 187V186H153ZM160 187V186H159ZM165 187V186H164ZM184 187V186H183ZM223 187V186H222ZM233 187V186H232ZM232 187H231V189H232ZM241 187V186H240ZM44 188V187H43ZM62 188V187H61ZM92 188V187H91ZM94 188V187H93ZM156 188H158V187H156ZM163 188V187H162ZM167 188H169V186L167 187ZM166 188V189H167ZM171 188V187H170ZM181 188V187H180ZM179 188V189H180ZM202 188V187H201ZM226 188V187H225ZM229 188H230V186H229ZM233 188H236L235 186L233 187ZM242 188V187H241ZM245 188V187H244ZM2 189V188H1ZM45 189V188H44ZM48 189V188H47ZM50 189V188H49ZM67 189V186L65 187V190ZM69 189V188H68ZM73 189V188H72ZM80 189H82V188H80ZM126 189V188H125ZM130 189V188H129ZM133 189V188H132ZM131 189V190H132ZM161 189V188H160ZM165 188H164V190H166ZM198 189H199V187H198ZM203 189V188H202ZM222 189V188H221ZM237 189V188H236ZM249 189V188H248ZM43 190V189H42ZM74 190H75V187H74ZM73 190V192H76V190L74 191ZM97 190H99V189H97ZM155 190H157V189H155ZM155 190H153L152 192H154ZM186 190H189V189H186ZM234 190V189H233ZM239 190H241V189H239ZM244 190V189H243ZM252 190V189H251ZM254 190V189H253ZM258 190V189H257ZM62 191H63V189H62ZM78 191V190H77ZM126 191H127V189H126ZM168 191V192H167ZM166 191V195H168L167 197L168 198H165V202H166V199H169L170 201V203H173L174 205H175V208H176V206L178 205V200H177V197H176V192H174V191H169V190H167ZM179 191V190H178ZM177 191V192H178ZM203 191H204V189H203ZM242 191V190H241ZM43 192H44V190H43ZM54 192V191H53ZM59 192V191H58ZM67 192V191H66ZM69 192V191H68ZM98 192V191H97ZM106 192V191H105ZM132 192V191H131ZM158 192V194H159V191H157ZM162 192L164 193V191L162 190ZM162 192H160L161 194H162ZM185 192V191H184ZM187 192V191H186ZM189 192H191V191H189ZM189 192H187L188 193V196H189ZM199 192V191H198ZM225 192V191H224ZM229 193H230V191H228ZM59 193H61V192H59ZM128 193V192H127ZM145 193V192H144ZM179 193V192H178ZM203 193V192H202ZM205 193H206V191H205ZM226 193V192H225ZM243 193V192H242ZM241 193V194H242ZM253 192H251L250 194H252ZM256 193V192H255ZM44 194V193H43ZM67 194V193H66ZM76 194V193H75ZM87 194V193H86ZM101 194V193H100ZM113 194V193H112ZM111 194V195H112ZM125 194V193H124ZM136 194V193H135ZM160 194V195H161ZM231 194V193H230ZM233 194V193H232ZM247 194V193H246ZM54 195V194H53ZM68 195V194H67ZM76 195H78V194H76ZM76 195H74V197L76 196ZM111 195H110V197H111ZM151 195H153V194H151ZM165 195V196H166ZM178 195V194H177ZM187 195V194H186ZM197 195H200V194H197ZM204 195V194H203ZM207 195V194H206ZM210 195V194H209ZM63 196H64V192H63ZM69 196H71V195H69ZM73 196V195H72ZM71 196V197H72ZM79 196V195H78ZM82 196V195H81ZM84 196H86L85 194H84ZM87 196H88V194H87ZM97 196V195H96ZM108 196H109V194H108ZM130 196V195H129ZM128 196V197H129ZM132 196V195H131ZM188 196H187V198H188ZM201 196V195H200ZM252 196V195H251ZM50 197V196H49ZM61 197H62V195H61ZM67 197V196H66ZM107 197V192H106V196H104V197H102V200H103V202H105L106 204L107 203H109L110 202V200H114V199H111V198H106ZM113 197V196H112ZM127 197V196H126ZM197 197V196H196ZM205 197V196H204ZM233 197H236V196H233ZM76 198H77V196H76ZM89 198V197H88ZM122 198V197H121ZM120 198V199H121ZM162 198H163V196H162ZM186 197H184V199H185ZM186 198V199H187ZM201 198V197H200ZM237 198V197H236ZM240 198H242V197H240ZM239 198V199H240ZM248 198V197H247ZM246 198V199H247ZM72 199V198H71ZM79 199H81L82 200V198L80 197ZM116 199H118V198H116ZM157 199H158V196H157ZM189 199V198H188ZM198 199V198H197ZM204 199V198H203ZM202 199V200H203ZM245 199V198H244ZM243 199V200H244ZM52 200V199H51ZM67 200V199H66ZM75 200V199H74ZM78 200V199H77ZM86 200V199H85ZM119 200V199H118ZM125 200H126V198H125ZM133 200V199H132ZM155 200V199H154ZM206 200V199H205ZM62 201V200H61ZM70 201H72V200H69V202ZM128 201H130V200H128ZM135 201V200H134ZM164 201H163V203H164ZM189 201V200H188ZM193 201V200H192ZM204 201V200H203ZM248 201V200H247ZM52 202V201H51ZM54 202V201H53ZM59 202V201H58ZM65 202V201H64ZM76 202V201H75ZM78 202V201H77ZM94 202V201H93ZM126 202V201H125ZM131 202V201H130ZM155 202V201H154ZM201 202V201H200ZM199 202V203H200ZM240 202V201H239ZM61 203V202H60ZM71 203V202H70ZM69 203V204H70ZM157 203V202H156ZM195 203H196V201H195ZM204 203V202H203ZM251 203V202H250ZM76 204V203H75ZM82 204V203H81ZM88 204V203H87ZM91 204H92V202H91ZM104 204V203H103ZM112 204V203H111ZM111 204L110 205H108L110 208H111ZM117 204H118V202H117ZM116 204V205H117ZM124 204V203H123ZM126 204H127V202H126ZM133 204V203H132ZM153 204V203H152ZM158 204V203H157ZM188 204H191V203H188ZM205 204V203H204ZM203 204V205H204ZM248 204V203H247ZM62 205V204H61ZM60 205V206H61ZM63 205H64V203H63ZM68 205V204H67ZM85 205V204H84ZM100 206H102V203L101 204H99ZM115 205V206H116ZM119 205V204H118ZM122 205V204H121ZM129 205H131V204H129ZM192 205V204H191ZM203 205H202V207H203ZM206 205H207V203H206ZM59 206V207H60ZM64 206H66V205H64ZM63 206V207H64ZM100 206H98V207H100ZM104 206H106V205H104ZM134 206V205H133ZM154 206V205H153ZM200 206V208H201V205H199ZM198 206V207H199ZM70 207V206H69ZM77 207H79V206H77ZM83 208H84V206H82ZM88 207V206H87ZM90 207V206H89ZM88 207V208H89ZM121 207V206H120ZM131 207H132V205H131ZM131 207H129L128 206V210H129V208H131ZM166 207V206H165ZM168 207H170V206H168ZM189 207H190V205H189ZM194 206H192V208H193ZM83 208H82V210H83ZM91 208H92V206H91ZM93 208H95V206L93 207ZM92 208V210H94ZM101 208V207H100ZM133 208V207H132ZM172 208V207H171ZM171 208H170V210H171ZM175 208H174V210H171V211H169V210H167L166 208V210L164 209V205H162V204H160V209H161V212H162V210L164 211H166V213L164 212V214L162 215V213L161 212H159L158 213V215H161V220L159 221L158 220V225H159V227H166V226H168V225H171V223L172 222H174V221H176L177 220V218H178V211H175ZM179 208V207H178ZM205 209H207V207L205 206L204 207ZM203 208V209H204ZM54 209V208H53ZM66 209H69V208H66ZM71 209V208H70ZM77 209H79V208H77ZM96 209V208H95ZM106 210H107V208H105ZM116 210H117V208H115ZM114 209V210H115ZM126 209H127V207H126ZM134 209V208H133ZM180 209V208H179ZM61 210H63V209H61ZM74 210H75V208H74ZM81 210V209H80ZM115 210V211H116ZM120 210V209H119ZM127 210V211H128ZM158 210V209H157ZM181 210V209H180ZM199 210V209H198ZM198 210L196 209V211L198 212ZM207 210H210V209H207ZM248 210V209H247ZM66 211V213H67V210H65ZM79 211V210H78ZM84 211V210H83ZM86 212L88 211V210H85ZM84 211V212H85ZM89 211H90V209H89ZM118 211V210H117ZM124 211V210H123ZM123 211H120V212H123ZM133 211V210H132ZM64 212V211H63ZM85 212V213H86ZM96 212V211H95ZM102 212V211H101ZM107 212V211H106ZM111 212V211H110ZM130 212V211H129ZM152 212H154L153 210H152ZM191 212V211H190ZM208 212V211H207ZM206 212V213H207ZM83 215H84V213L83 212H81ZM88 213V212H87ZM89 213H92V212H89ZM113 213V212H112ZM115 213H118V212H115ZM151 213V212H150ZM155 213V212H154ZM201 213H202V211H201ZM200 213V214H201ZM209 213V212H208ZM210 213H211V211H210ZM73 214H75V213H73ZM98 214V213H97ZM109 215H110V213H108ZM107 214V215H108ZM118 214H120V213H118ZM117 214V215H118ZM128 214V213H127ZM126 214V215H127ZM132 214H134L133 212H132ZM180 214H181V212H180ZM179 214V215H180ZM68 215L69 214H66V216L68 217ZM89 215V214H88ZM87 215V216H88ZM94 215V217L96 216V214H93ZM108 215V216H109ZM112 215H114V214H112ZM121 215V214H120ZM119 215V216H120ZM149 215V214H148ZM182 215V214H181ZM193 215H195V212L192 214V218H193ZM202 215H206V214H202ZM211 215H213V214H211ZM64 216V215H63ZM69 216H71V214L69 215ZM80 216V215H79ZM107 216V217H108ZM122 216H123V214H122ZM140 216V215H139ZM196 216V215H195ZM207 216V215H206ZM214 216V215H213ZM3 217H5V219H7L5 222L2 220L3 219ZM75 217V216H74ZM78 217V216H77ZM80 217H82V215L80 216ZM85 217V216H84ZM90 217V216H89ZM93 217V218H94ZM125 217V216H124ZM131 217V216H130ZM149 217H151V216H149ZM154 217V216H153ZM65 218V217H64ZM88 218V217H87ZM86 218V219H87ZM90 218H92V214H91V217ZM108 218H110V217H108ZM114 218V217H113ZM118 218V217H117ZM155 218V217H154ZM192 218H190L191 220H193ZM212 218V217H211ZM70 219H71V217H70ZM75 219V218H74ZM73 219V216H72V220H74ZM76 219H78V218H76ZM75 219V220H76ZM83 219V218H82ZM94 219H97L96 217L94 218ZM119 219H121V218H119ZM118 219V220H119ZM125 219H126V217H125ZM139 219V218H138ZM195 219H197V218H195ZM194 219V220H195ZM205 219H206V217H205ZM64 220V219H63ZM81 220V219H80ZM89 220V219H88ZM87 220V221H88ZM124 220V219H123ZM144 220V219H143ZM149 220V219H148ZM215 220V219H214ZM18 221V222H17ZM76 221H78V220H76ZM83 221V220H82ZM81 221V222H82ZM90 222L89 223H91V221H92V223L93 222H96V221H93V220H89ZM104 221V220H103ZM126 221H127V219H126ZM137 221V220H136ZM146 221V220H145ZM189 222H190V220H188ZM80 221H78V224H80L79 223ZM111 222V221H110ZM118 222V221H117ZM120 222V221H119ZM144 222V221H143ZM53 223V222H52ZM59 223H61V222H59ZM72 223V222H71ZM85 223H86V221H85ZM91 223V224H92ZM113 223V222H112ZM116 223V222H115ZM139 223V222H138ZM146 223V222H145ZM150 223V222H149ZM153 223V222H152ZM181 223L183 224V221H181ZM180 223V224H181ZM185 223V222H184ZM187 223V222H186ZM190 223H192V222H190ZM41 224V223H40ZM44 224V223H43ZM42 224V225H43ZM48 224V223H47ZM65 224V223H64ZM88 224V223H87ZM87 224H85L86 226H87ZM94 225H95V223H93ZM97 224L98 223H96V226H97ZM121 224V223H120ZM144 224V223H143ZM154 224V223H153ZM23 225H25V227L23 226ZM27 225V226H26ZM41 225V226H42ZM46 225V224H45ZM45 225H43L44 227H45ZM52 225V224H51ZM61 225V224H60ZM68 225V224H67ZM123 225V224H122ZM141 225H142V223H141ZM149 225V224H148ZM157 225V224H156ZM173 225V224H172ZM49 226V225H48ZM54 226V225H53ZM62 226V225H61ZM60 226V228H62ZM63 226H65V225H63ZM73 226V225H72ZM77 226V225H76ZM89 226H92V225H88L87 227L89 228ZM109 227L111 226L110 224L108 225ZM115 226V225H114ZM130 226V225H129ZM133 226V225H132ZM152 226H154V225H152ZM28 227V228H29ZM56 227H58L57 226V224H56V226H55V228ZM66 227V226H65ZM64 227V228H65ZM77 227H79V225L77 226ZM81 227V226H80ZM79 227V228H80ZM86 227V228H87ZM94 228H95V226H93ZM93 227H91V228H93ZM116 227V226H115ZM126 227V226H125ZM97 228V227H96ZM112 228H113V226H112ZM122 228V227H121ZM139 228H140V225H139ZM148 228V227H147ZM146 228V229H147ZM153 228V227H152ZM34 229H35V227H34ZM51 229V228H50ZM54 229V228H53ZM52 229V230H53ZM57 229V228H56ZM55 229V230H56ZM68 229V228H67ZM84 229V228H83ZM105 229V228H104ZM109 229V228H108ZM127 229V228H126ZM138 229V228H137ZM143 229H144V227H143ZM149 229V228H148ZM160 229V228H159ZM166 229V228H165ZM44 230V229H43ZM49 230V229H48ZM62 230H64V229H62ZM62 230H60V231H62ZM91 230H93V229H91ZM90 230V231H91ZM94 230H99V232H100V229L98 228V229H94ZM93 230V232H95ZM106 230V229H105ZM109 230H111V229H109ZM123 230V229H122ZM141 230V229H140ZM139 230V231H140ZM170 230V229H169ZM20 231H21V229H20ZM24 231H25V229H24ZM31 231H32V229H31ZM34 232H36L37 233V231H35V230H33ZM50 231V230H49ZM54 231V230H53ZM57 231V230H56ZM55 231V232H56ZM72 231V230H71ZM86 231V230H85ZM88 231H89V229H88ZM130 231V230H129ZM136 231V230H135ZM144 231H145V229H144ZM167 231H168V228H167ZM23 232V231H22ZM40 232V231H39ZM38 232V233H39ZM80 232V231H79ZM81 232H82V230H81ZM107 232V231H106ZM132 232V231H131ZM158 232H160V231H158ZM158 232H156V233H158ZM171 232V231H170ZM169 232V233H170ZM23 233H25L26 234V232H23ZM31 233V232H30ZM29 233V234H30ZM58 233V231L56 232V234ZM72 233V232H71ZM74 233V232H73ZM78 233V232H77ZM84 233V232H83ZM97 233V232H96ZM104 233H105V231H104ZM110 233V232H109ZM108 233V234H109ZM111 233H112V231H111ZM114 233V232H113ZM124 233V232H123ZM145 233V232H144ZM150 233V232H149ZM24 234V235H25ZM62 234V233H61ZM64 234V233H63ZM81 234V233H80ZM90 234V233H89ZM88 234V235H89ZM98 234V233H97ZM102 234H103V232H102ZM102 234L100 235V236H102ZM129 234V233H128ZM128 234H126L127 236H129ZM146 234V233H145ZM154 234V233H153ZM159 234H163V232L162 233H159ZM158 234V235H159ZM23 235V234H22ZM69 235V234H68ZM71 235V234H70ZM69 235V236H70ZM78 235V234H77ZM87 235V234H86ZM85 235V236H86ZM87 235V236H88ZM93 235H95V234H93ZM92 235V236H93ZM111 235V234H110ZM124 235V234H123ZM138 235H140V234H138ZM151 235V234H150ZM154 235H156V234H154ZM157 235V236H158ZM202 235V234H201ZM47 236V235H46ZM55 236V235H54ZM83 236H84V234H83ZM89 236H91V235H89ZM98 236V235H97ZM97 236L95 235V237L97 238ZM135 236V235H134ZM160 236V235H159ZM204 236V235H203ZM24 237V236H23ZM49 237V236H48ZM47 237V238H48ZM73 237V236H72ZM112 236H110V238H111ZM119 237V236H118ZM124 237V236H123ZM150 237V236H149ZM43 238H45L44 237V235H43ZM76 238V237H75ZM81 238H82V236H81ZM102 238V237H101ZM100 238V239H101ZM122 237H120V239H121ZM202 238V237H201ZM89 239V238H88ZM100 239L98 240V241H100ZM103 239H107V238H103ZM103 239H102V241L101 242H103ZM126 239V238H125ZM165 238H163V240H164ZM200 239V238H199ZM91 240H92V238H91ZM95 240V239H94ZM97 240V239H96ZM110 240V239H109ZM117 240V239H116ZM122 240V239H121ZM129 240V239H128ZM128 240H125V241H127L128 242ZM134 240V239H133ZM137 240V239H136ZM166 240V239H165ZM197 240V239H196ZM75 241V240H74ZM79 241L81 242V240H80V238H79ZM78 241V242H79ZM87 241V240H86ZM73 242V243H72ZM77 241H75V243H76ZM79 242V243H80ZM85 241H83V243H84ZM87 242H90V241H87ZM105 242H107L106 240H105ZM114 242H116V241H114ZM120 242H122V241H120ZM137 242V241H136ZM139 242V241H138ZM165 242V241H164ZM168 242V241H167ZM172 242H174V241H172ZM171 242V243H172ZM176 242V241H175ZM189 242V241H188ZM195 242V241H194ZM92 243V242H91ZM94 243H96L97 244V241L96 242H94ZM131 243H132V240H131ZM147 242H145V244H146ZM159 243H160V241H159ZM196 243V242H195ZM46 245V246H44L43 248L44 249H46V252H44V253H42V251H41V246L42 245ZM77 244V243H76ZM93 244V243H92ZM91 244V245H92ZM100 244H103V243H100ZM110 244V243H109ZM130 244V243H129ZM163 244V243H162ZM168 244V243H167ZM83 245V244H82ZM81 245V246H82ZM86 245L89 247L90 246V243L89 244H87L86 243ZM106 245V244H105ZM107 245H108V243H107ZM115 245V244H114ZM139 246H140V243L138 244ZM156 245H158L157 243H156ZM174 245V244H173ZM173 245H172V249H173ZM179 245V244H178ZM185 245V244H184ZM201 245V244H200ZM78 246V245H77ZM84 246H85V243H84ZM83 246V247H84ZM164 246V245H163ZM171 246V245H170ZM181 246V245H180ZM80 247V246H79ZM83 247H81L82 249H84ZM94 247V246H93ZM98 247H99V245H98ZM97 247V248H98ZM104 247V246H103ZM116 247V246H115ZM148 247V246H147ZM162 247V246H161ZM178 247V246H177ZM187 247V246H186ZM80 248V249H81ZM90 248V249H89ZM88 249L89 250H92L91 249V247H89ZM108 248H109V246H108ZM137 248V247H136ZM150 248V247H149ZM167 248H169V247H167ZM171 248V247H170ZM169 248V249H170ZM195 248H197V247H195ZM194 248V249H195ZM85 249H86V247H85ZM84 249V250H85ZM88 249H86V253H87V250ZM105 249V248H104ZM104 249H102V250H104ZM113 249V248H112ZM144 249H145V246H144ZM162 249V248H161ZM193 248H192V250H194ZM94 250H97V249H95L94 248ZM114 250V249H113ZM153 250V249H152ZM152 250H150L149 252H151ZM175 250H177V248L175 249ZM197 250H198V248H197ZM105 251V250H104ZM154 251V250H153ZM152 251V252H153ZM163 251V250H162ZM187 251H188V249H187ZM196 251V250H195ZM194 251V253L193 254H195L196 252ZM100 252V251H99ZM107 252V251H106ZM148 252V251H147ZM166 252V251H165ZM191 252V251H190ZM93 253V252H92ZM155 253V252H154ZM94 254V253H93ZM184 255L186 254V253H183ZM89 255V254H88ZM149 254H147V256H148ZM180 255H181V253H180ZM188 255V254H187ZM196 255V254H195ZM95 255H93L92 257H94ZM96 256H98V255H96ZM108 256V255H107ZM132 256V255H131ZM130 256V257H131ZM154 256V255H153ZM152 256V257H153ZM121 257V256H120ZM127 257H129V256H127ZM159 257V256H158ZM173 257V256H172ZM186 257V256H185ZM167 259V258H166ZM191 259H193V257L191 258ZM93 260H94V258H93ZM97 260H98V258H97ZM97 260H94V261H97ZM111 260V259H110ZM149 260V259H148ZM181 261H182V259H180ZM186 260V259H185ZM101 261H103V260H101ZM100 261V262H101ZM105 261V260H104ZM135 261V260H134ZM160 261V260H159ZM164 261V260H163ZM163 261H160V262H162L163 263ZM179 261V260H178ZM183 261H184V259H183ZM182 261V262H183ZM137 262V261H136ZM152 262H154V260L152 261ZM158 262V261H157ZM165 262V261H164ZM166 262H168V260L166 261ZM197 262V261H196ZM92 263H95V262H92ZM138 263V262H137ZM146 263V262H145ZM181 263V262H180ZM186 263V262H185ZM96 264V263H95ZM98 264V263H97ZM103 264V263H102ZM136 264V263H135ZM166 264V263H165ZM194 264V263H193Z\"/></svg>","mask_w":264,"mask_h":264}]
</instances>
